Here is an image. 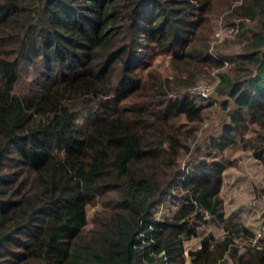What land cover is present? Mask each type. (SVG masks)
Returning <instances> with one entry per match:
<instances>
[{
    "label": "trees",
    "instance_id": "trees-1",
    "mask_svg": "<svg viewBox=\"0 0 264 264\" xmlns=\"http://www.w3.org/2000/svg\"><path fill=\"white\" fill-rule=\"evenodd\" d=\"M223 5L255 23L218 73L227 120L182 169L179 123L206 105L188 89L224 64L201 33L216 0H0V264H184L210 220L226 233L203 234L190 264H264V237L225 219L218 159L248 132L264 144V0Z\"/></svg>",
    "mask_w": 264,
    "mask_h": 264
},
{
    "label": "rangeland",
    "instance_id": "rangeland-1",
    "mask_svg": "<svg viewBox=\"0 0 264 264\" xmlns=\"http://www.w3.org/2000/svg\"><path fill=\"white\" fill-rule=\"evenodd\" d=\"M226 1L228 0H216L215 11L207 15L209 27L201 31L202 34L203 32L208 33L210 40L208 50L223 56L225 63L219 68L207 69L204 74L199 76L198 80H207L212 88L211 95L208 99L202 100L198 96L195 97L198 103L206 104L202 111V120L190 124L182 120L183 122L179 123L181 125V132L187 136L186 139H184L187 149L181 156L182 169H190L195 162L200 161L202 157L206 156V148H208L207 146L211 136L219 132L223 122L227 120V108L225 109L221 105V101L225 98L226 93L218 91L216 86L219 81L218 73L228 72L233 74L235 72L232 69L233 64L225 58L231 57L237 52L242 51L244 40L242 34L239 33L238 30L241 23H243L242 25H244L245 29L252 27L255 23V19L252 17L246 18L244 21H241L240 18H236V16L228 17L226 15L227 8L223 5ZM231 1L234 3L239 2V0ZM168 64V57L164 56H159L154 61V65L158 66L160 70H166ZM35 76L36 73L32 67H24L21 70L18 84L22 88H27ZM232 106L231 104L230 108H232ZM252 125L253 123H249L250 127H252ZM185 128L189 129L183 132ZM251 134V132H248L244 138H240L229 145L224 153L218 156V159L221 160L225 166L221 172V185L219 189V194L223 202L225 219L238 221L248 229H250L251 226L253 227L255 221L260 220L261 226L258 228V231L254 232L252 230V236L254 235V237L251 236L250 242L254 243L258 238L264 237L263 233L261 236H257L264 225V157L262 159L255 157L252 147L258 143L261 146L264 144L250 137ZM167 194H169V192L164 196ZM163 205L164 203L161 202L157 217L162 213V207L165 206ZM97 208V203H89L87 206V220L89 225H91L93 215ZM205 233H212L216 239L222 237L226 231H224L221 223L211 220L201 224L198 227L197 236H189L184 239V264H190L188 251L198 246L200 237ZM235 241L240 251H243V245L249 242L246 238L241 237H236ZM224 264L235 263L227 256Z\"/></svg>",
    "mask_w": 264,
    "mask_h": 264
},
{
    "label": "built area",
    "instance_id": "built-area-1",
    "mask_svg": "<svg viewBox=\"0 0 264 264\" xmlns=\"http://www.w3.org/2000/svg\"><path fill=\"white\" fill-rule=\"evenodd\" d=\"M188 92L201 98H208L211 95L212 88L207 80L200 79L196 85L188 89ZM204 218L209 219V214L207 212H205ZM262 233L264 234V225L262 226L261 231L258 232L257 236H261ZM252 237H254V235Z\"/></svg>",
    "mask_w": 264,
    "mask_h": 264
},
{
    "label": "crops",
    "instance_id": "crops-1",
    "mask_svg": "<svg viewBox=\"0 0 264 264\" xmlns=\"http://www.w3.org/2000/svg\"><path fill=\"white\" fill-rule=\"evenodd\" d=\"M246 209H247V208H246ZM254 223H255V224H254ZM254 223H253V227L251 226L252 229L250 228L249 230H251V231L253 230L254 232H256V231H258V228L261 226V221H260V220H259V221H255ZM254 225H255V226H254ZM255 227H256V228H255Z\"/></svg>",
    "mask_w": 264,
    "mask_h": 264
}]
</instances>
